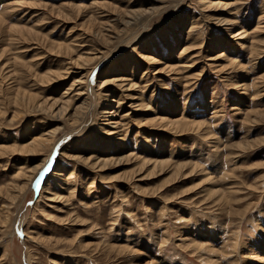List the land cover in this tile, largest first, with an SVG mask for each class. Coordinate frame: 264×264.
<instances>
[{"label": "rangeland", "instance_id": "374dc122", "mask_svg": "<svg viewBox=\"0 0 264 264\" xmlns=\"http://www.w3.org/2000/svg\"><path fill=\"white\" fill-rule=\"evenodd\" d=\"M0 17V144L55 130L36 158L0 152V264H264V0H0Z\"/></svg>", "mask_w": 264, "mask_h": 264}, {"label": "bare ground", "instance_id": "6f19581e", "mask_svg": "<svg viewBox=\"0 0 264 264\" xmlns=\"http://www.w3.org/2000/svg\"><path fill=\"white\" fill-rule=\"evenodd\" d=\"M129 12H135V11H129ZM136 13L137 12H135V14H133V15H135L136 16ZM143 12H141L140 14H142ZM138 15H139V13H137ZM132 15V16H133ZM131 16V17H132ZM139 17V16H138ZM142 17V16H141ZM140 18V17H139ZM136 19V18H135ZM130 20V19H129ZM129 20L127 21V22H129ZM133 20V19H132ZM134 21H136V20H134ZM137 21H140V19H138ZM178 21L179 20H177V23L176 24H178ZM1 22H3V20H2V18L0 17V23ZM123 24L125 25V23L123 22ZM127 26V25H126ZM23 27H21V29H22ZM24 30V29H23ZM22 31V30H21ZM27 34V33H26ZM159 34V33H158ZM60 47V46H59ZM84 78V77H83ZM85 80V79H84ZM82 82V80H78L77 81V83L75 84V83H71L70 84V86H69V88H75L77 85H79V83H81ZM120 82V81H119ZM123 82V81H122ZM103 83H106V82H103ZM75 85V86H74ZM81 85H83L82 83H81ZM74 86V87H73ZM84 86V85H83ZM83 86H79L78 87V89H77V93H74V95H76L77 97H76V99H80L81 98V96L79 97V95H82V94H88L87 93V90H86V86H84V89L83 90H86L85 91V93L83 92V90H82V88H83ZM103 86H105V85H103ZM90 92V91H89ZM18 93V92H17ZM18 95V94H17ZM16 95V96H17ZM19 96V95H18ZM24 96H25V94H24ZM105 96H107V94H105V95H101V96H99L100 98H104ZM26 99H27V104H29V105H32V108H35V110H36V108H39V106H40V104L38 103L39 101H34L35 100V96L34 95H31V94H27L26 93V97H25ZM69 98L70 97H68L67 99L69 100ZM89 99V98H88ZM107 99V98H106ZM106 99H103V101L105 102V100ZM21 100H19V102H20ZM86 101V100H85ZM107 101V100H106ZM111 101V100H110ZM15 102H18V99H15ZM88 102V101H87ZM90 102V101H89ZM21 106V105H20ZM41 106H42V104H41ZM51 106V103H50V105H48V107H50ZM108 106V105H107ZM52 107V106H51ZM79 107V106H78ZM77 108V106L75 107V109ZM89 108V107H88ZM87 108V109H88ZM103 108V107H102ZM51 109V108H50ZM55 109V108H54ZM60 109H63L61 112H66V110H67V106L65 105L64 107H60ZM79 109V108H78ZM83 109H85V108H83ZM86 109V110H87ZM41 110V109H40ZM58 110H59V108H58ZM81 110H82V108H81ZM80 110V111H81ZM85 110V111H86ZM90 110V108L88 109V111ZM1 111V110H0ZM34 111V110H33ZM110 112V111H109ZM15 113H17V111L15 112ZM15 113L13 114V116H16L15 115ZM74 113H76V112H74ZM87 113V112H86ZM100 113H103V112H100ZM107 113V112H106ZM105 113V114H106ZM65 114V113H64ZM104 114V113H103ZM103 114H100V116L97 114V116H98V118L99 117H103ZM107 115V114H106ZM105 115V116H106ZM96 116V117H97ZM86 117V116H85ZM15 118V117H14ZM64 118H66V117H64ZM104 118V117H103ZM81 119H83V118H81ZM108 119V118H107ZM67 121H68V123L70 122V124H74V123H78V122H80L79 121V117H78V119L76 118V115H75V117H72V118H70L69 116H68V118H67ZM83 121H84V119H83ZM36 122V121H35ZM103 122V121H102ZM166 122V121H165ZM182 122V121H181ZM105 125H107V124H110V123H112V122H106V121H104L103 122ZM102 123V124H103ZM182 123H184V122H182ZM184 125V124H183ZM110 126V125H109ZM186 127H187V125H186ZM98 129V128H97ZM104 129V128H103ZM98 130H100V129H98ZM106 130V129H105ZM108 131H110V130H108ZM55 133V130H53L52 132H49V133H40L38 136H36L35 138H33L30 142H28V143H26V144H21V145H19V146H17V145H13V146H10V147H6V146H1V144H3V143H1L0 144V152L2 151V150H4V149H6V151L7 150H12V151H14V150H18V151H25L26 153H27V155H29V156H31V157H34V158H36L37 156H39V155H43V152H45V149H47V147L50 145V143H51V141H52V139H53V134ZM98 133H101V131H98ZM5 134V133H4ZM113 135V134H112ZM5 136H7V135H5ZM86 137V139L87 140H91V138H90V136H88V135H85ZM109 136H110V134H109ZM2 139H4V138H2ZM6 139V138H5ZM117 140V139H116ZM2 141V140H1ZM3 142H4V140H3ZM4 145V144H3ZM9 145V144H8ZM7 148H9V149H7ZM49 148H51V147H49ZM48 148V149H49ZM69 148V147H68ZM5 150H4V152L5 153H7ZM47 151V150H46ZM3 152V153H4ZM25 152H24V154H25ZM51 152V151H50ZM2 153V152H1ZM2 153V154H3ZM23 153V152H22ZM76 156H73L71 153H70V155H69V157L68 158H70L71 160H73L74 158H75ZM97 160V159H96ZM42 161L43 160H40L39 161V163H37L36 165H34L31 169H29L28 171H25V172H21V170L16 174V176H21V175H23V176H25V178H23L22 177V180H27V181H23L22 182V184H21V187L22 188H26L27 186L29 187V185H30V181H31V179H32V175H33V173L36 171V169L42 164ZM41 162V163H40ZM94 162V161H93ZM60 171V170H59ZM26 172L28 173L29 172V174H26ZM36 173V172H35ZM54 174H56V175H58V176H60V178L61 177H64L66 174H63V172H56V173H54ZM68 175H67V177L65 178L67 181L69 180L70 181V179L71 178H73V177H75L76 176V174L74 173V172H68L67 173ZM20 178V177H19ZM70 183H72L71 181H70ZM91 184H93V183H91ZM60 185V184H59ZM91 186H93V185H91ZM59 188H62V187H59ZM44 190H45V188H44ZM47 190V189H46ZM74 190V187H69V191H68V195H72L73 194V191ZM48 191H49V194L51 193V189H48ZM47 191V192H48ZM56 194V191H52V195H55ZM59 195V194H58ZM69 197V196H68ZM163 264H164V262H163Z\"/></svg>", "mask_w": 264, "mask_h": 264}]
</instances>
